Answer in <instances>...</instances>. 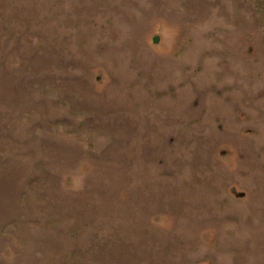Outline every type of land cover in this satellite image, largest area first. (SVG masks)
<instances>
[{
	"label": "rangeland",
	"instance_id": "obj_1",
	"mask_svg": "<svg viewBox=\"0 0 264 264\" xmlns=\"http://www.w3.org/2000/svg\"><path fill=\"white\" fill-rule=\"evenodd\" d=\"M0 264H264V0H0Z\"/></svg>",
	"mask_w": 264,
	"mask_h": 264
}]
</instances>
